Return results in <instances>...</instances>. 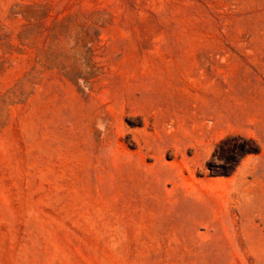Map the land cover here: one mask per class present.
<instances>
[{"label": "rangeland", "instance_id": "obj_1", "mask_svg": "<svg viewBox=\"0 0 264 264\" xmlns=\"http://www.w3.org/2000/svg\"><path fill=\"white\" fill-rule=\"evenodd\" d=\"M0 264H264V0H0Z\"/></svg>", "mask_w": 264, "mask_h": 264}]
</instances>
